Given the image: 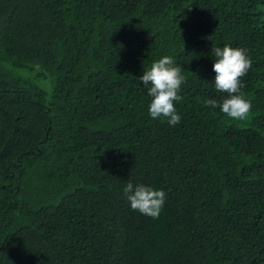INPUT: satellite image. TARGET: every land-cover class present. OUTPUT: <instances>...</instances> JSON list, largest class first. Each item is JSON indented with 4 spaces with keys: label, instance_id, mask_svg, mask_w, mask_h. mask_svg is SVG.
Returning <instances> with one entry per match:
<instances>
[{
    "label": "trees",
    "instance_id": "obj_1",
    "mask_svg": "<svg viewBox=\"0 0 264 264\" xmlns=\"http://www.w3.org/2000/svg\"><path fill=\"white\" fill-rule=\"evenodd\" d=\"M226 44L243 121L205 104ZM165 55L175 126L139 80ZM129 181L165 191L158 218ZM0 264H264V0H0Z\"/></svg>",
    "mask_w": 264,
    "mask_h": 264
},
{
    "label": "clouds",
    "instance_id": "obj_2",
    "mask_svg": "<svg viewBox=\"0 0 264 264\" xmlns=\"http://www.w3.org/2000/svg\"><path fill=\"white\" fill-rule=\"evenodd\" d=\"M216 57L213 63L215 89L226 94L222 100L207 99L205 104L216 108L234 120H246L252 110L251 100L246 98L243 89L246 84L242 77L246 76L252 60L243 47L224 45L212 50ZM139 80L148 87L151 97L149 115L152 119L166 118L167 122L175 126L181 120L177 113L175 102L182 99L181 87L186 83L182 66L177 64L170 55H165L154 61L148 70L143 71ZM124 194L133 210L143 215L158 218L163 209L167 194L162 189H154L143 183L133 185L129 181L124 189Z\"/></svg>",
    "mask_w": 264,
    "mask_h": 264
}]
</instances>
